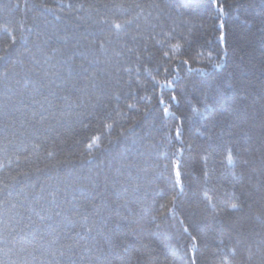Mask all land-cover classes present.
<instances>
[{
    "label": "trees",
    "instance_id": "1",
    "mask_svg": "<svg viewBox=\"0 0 264 264\" xmlns=\"http://www.w3.org/2000/svg\"><path fill=\"white\" fill-rule=\"evenodd\" d=\"M0 264H264V0H0Z\"/></svg>",
    "mask_w": 264,
    "mask_h": 264
},
{
    "label": "snow or ice",
    "instance_id": "2",
    "mask_svg": "<svg viewBox=\"0 0 264 264\" xmlns=\"http://www.w3.org/2000/svg\"><path fill=\"white\" fill-rule=\"evenodd\" d=\"M114 26H115V28H117V29L121 28V25H120L119 23L115 24ZM221 27H223V23H222V22H221ZM222 38H223V37H221V39H222ZM177 47H178V46H177ZM217 67H218V65H217ZM166 86H169V87H170V82H169V84L166 85ZM171 99L174 101V100L176 99V97L173 95V96L171 97ZM161 103H163V101H161ZM164 111L167 113L168 109L165 107ZM177 136H179V132H178V131H177ZM227 158H228L229 162L232 161V154H231V152L228 153V157H227ZM177 167H178V166H177ZM176 176H177V178H179V176H180V172H179V170L176 171ZM173 199H175V198H173ZM232 207L235 208V207H237V205H236V204H233Z\"/></svg>",
    "mask_w": 264,
    "mask_h": 264
}]
</instances>
